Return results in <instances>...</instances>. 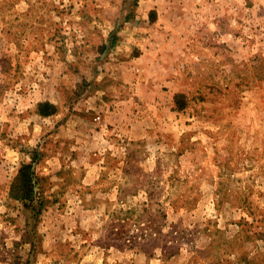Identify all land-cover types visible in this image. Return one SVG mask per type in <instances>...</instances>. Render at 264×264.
<instances>
[{"label": "rangeland", "instance_id": "1", "mask_svg": "<svg viewBox=\"0 0 264 264\" xmlns=\"http://www.w3.org/2000/svg\"><path fill=\"white\" fill-rule=\"evenodd\" d=\"M0 264H264V0H0Z\"/></svg>", "mask_w": 264, "mask_h": 264}, {"label": "trees", "instance_id": "2", "mask_svg": "<svg viewBox=\"0 0 264 264\" xmlns=\"http://www.w3.org/2000/svg\"><path fill=\"white\" fill-rule=\"evenodd\" d=\"M186 98L185 93H179L175 96L177 108L183 109L185 103L181 99ZM41 114L50 116L55 113V107L51 103H45L40 106ZM42 108H48L42 110ZM38 180L36 179V172L32 165H22L17 177L11 185L10 196L12 199L20 201L26 209L31 210L34 216L37 217L42 211L44 204L41 196L37 195Z\"/></svg>", "mask_w": 264, "mask_h": 264}]
</instances>
